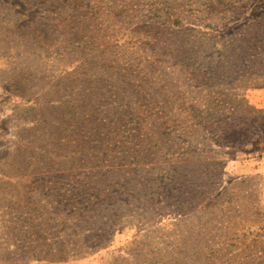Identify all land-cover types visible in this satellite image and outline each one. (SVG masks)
<instances>
[{
    "label": "rangeland",
    "instance_id": "374dc122",
    "mask_svg": "<svg viewBox=\"0 0 264 264\" xmlns=\"http://www.w3.org/2000/svg\"><path fill=\"white\" fill-rule=\"evenodd\" d=\"M72 1L59 3V8L66 6V16L73 13L74 6H69ZM154 2L159 3L161 10L156 17L150 7ZM39 3L41 0H0V264H43L46 261L41 257L48 246L67 242L60 233L62 228H52L62 224L65 208L59 209V220L51 209H38L52 199L66 197L67 189L71 190L70 195L82 197L74 191L80 184L89 188L97 183L109 186V192L104 193L118 190L119 194L106 204L115 205L104 210L112 233L102 246L63 264H167L173 260L169 251L182 236L190 234L202 238V247L207 246L202 254H208L209 247L223 241L220 236L225 234L220 227H226V221L234 215L230 209L237 211L238 206L264 227V0H140L138 11L118 26L125 31L118 37L123 38L127 32L135 36L133 42H127L133 48L134 82L144 86L142 90L134 89L142 95L138 105H142L146 115L142 136L129 133L132 127L126 117L134 113L139 96H122L124 103L120 104L130 101L131 109L124 106L110 116L106 113L104 117L109 121L101 119L100 110L109 105L103 98L90 101V97L82 96L78 104L63 105L57 100L51 105L46 103L48 98L42 96L52 81L47 77L53 76L56 82L60 70L67 68L71 72L81 63V55L75 54L74 59L53 62L55 68L49 65L46 58L59 45L54 41L56 35L49 33L45 45L38 44L42 37H38V45L20 44L22 48L15 49V55L26 54L27 58L22 59L20 66L14 64L11 52L18 36L22 39L25 34L34 35L35 25L47 24L48 18L41 17L48 14L38 8ZM177 18L179 24L173 22ZM53 21L50 18L48 26L67 25ZM31 23L32 30H28ZM20 29L15 40L4 39ZM57 32L62 33L63 29ZM185 42L187 46L182 44ZM161 46L175 55L161 50ZM178 46L184 53L177 54ZM54 58H59L55 52L51 56ZM183 59H188L191 66L180 65ZM14 68L34 74L30 85L22 89L41 97L38 101L22 98L5 81L9 79L5 74L14 73ZM225 74L232 76L227 80ZM71 80L73 76L66 82ZM56 89V94H64L66 99L72 89L87 96L92 94L84 86L57 84ZM165 103H175V118L189 121L171 136L163 135L167 125L161 126L169 117L163 110ZM85 105L88 107L82 109ZM121 111L122 115H115ZM193 123L190 129L186 128ZM83 131L86 138L80 139ZM113 135H117L116 141H127L126 146L102 151V139ZM104 153L116 157L110 171L105 172L107 180L102 177L98 182L93 174H80L82 169L97 171L106 165ZM53 166L55 174L49 173ZM66 169L72 174H65ZM175 172H180L178 178ZM181 188L191 191L187 198L197 199L195 205L206 201V225L190 219L201 216L197 211L186 212L192 206L177 211L183 205L176 197ZM51 217L55 218L54 223L49 222ZM180 219L185 221L179 222ZM80 226L86 227L78 224L72 231L77 232ZM218 248L219 251L211 249L207 262L203 255H197V264L240 262V246ZM41 250L43 253L39 254Z\"/></svg>",
    "mask_w": 264,
    "mask_h": 264
},
{
    "label": "trees",
    "instance_id": "16d2710c",
    "mask_svg": "<svg viewBox=\"0 0 264 264\" xmlns=\"http://www.w3.org/2000/svg\"><path fill=\"white\" fill-rule=\"evenodd\" d=\"M39 1L40 0H36V2ZM60 1L61 0H41L38 8H40L42 11L44 10L48 14L47 17H41V19H48L46 20V25L44 23H41L40 26L35 25L36 28L33 30L34 35L25 34V36L21 39V37L17 35V32L22 31L20 29L10 33V36L13 34L12 38L9 36V34L4 37V39L8 41L15 40V35H17L19 38L18 41H14V49L11 52V56L15 60L14 64L16 63L18 66H20L21 63H24L21 62L22 59L27 58L26 54H21L20 57L15 55L14 50L17 48H22L20 44L24 46H34L38 44L45 45L47 43V36L49 33L51 36L56 35L54 41L59 43V45L54 52L56 55H59V58L51 59V56L54 54V52L50 53L48 55L49 57L46 58V60L49 61V65L55 68L52 65L53 62H61L68 57L74 59L76 57L75 54L81 55V59H79L81 63L77 67H74L71 72L68 71L67 68L60 70L61 76L55 77V79H57L56 82L53 80V76L47 77L49 79L48 81H52L49 82V87L42 96L45 98V100L48 98L46 103L51 105L54 100H57L59 103L67 105L69 103H80L82 96L90 97V101H93V99L95 101V97L103 98L104 101L109 105H103V108H108L105 110H100V114L102 115L101 119H104V121H109L108 117H104L106 113L110 116L112 112L116 110L119 111L123 109L124 106L127 108V110L131 109L129 106L131 104L130 101L127 102L129 104H120V102L124 103L122 96L126 97L127 99L133 97L134 95L139 96L136 100L137 107L133 109L134 113H129L126 115V117L129 120L128 125L132 127V129H128L129 133H138L139 136H142L140 133L143 131L142 129L145 126L146 115L145 111L142 109V105H138L140 96L142 95H139V92L135 93L134 89L142 90L144 89V86L142 85L143 83L137 84V82H134L136 78L134 77V73L136 71L132 69L134 63L131 59L133 56L131 54V50L133 48H130V43L127 42L128 40L129 42H133L135 36H132L130 32H127L123 34V38L118 37L120 33L122 34L125 32L122 31L123 29L118 26L121 24L124 25L126 18L131 17V14H134L138 11L136 8L140 5V0H73L69 3V6H74L73 13H69L67 16L64 15L66 6L64 8L58 7ZM52 2L54 3L51 5ZM150 7L151 12L155 14L154 17H156L161 11L159 9L158 2L151 3ZM167 15L170 16V13H167ZM50 18L54 19L53 23L58 22L59 24H62L63 22H66L67 25L64 26L52 24L51 26H48V23H50ZM59 20L62 23H60ZM173 22L175 24H179V18ZM35 23L36 21H33V24ZM29 29L32 30V23L28 30ZM60 29H63V32L57 34V31ZM8 32L9 31H7V33ZM24 32L25 31H23V33ZM38 37H42V39H40L37 44ZM125 37L127 38L124 40V43L120 45V42ZM147 43L150 45L151 41ZM156 44L161 45L159 42ZM182 44L185 46L188 45L186 42ZM114 48L116 49L113 50ZM161 50H166V53L175 55V52L171 51L168 47L161 46ZM179 53L184 52L181 50V47L178 46L177 54ZM33 55L36 56V53L34 52ZM117 56L119 58H117ZM187 60L185 61V59H183L180 61V65L185 66L186 68H188V66L190 67L191 65H189ZM31 62L33 63L32 60ZM175 64L176 63L174 62L172 65ZM51 67L48 70L49 72H51ZM31 68L32 67L29 65L27 70L30 71ZM35 70L36 69L34 68L33 72H35ZM13 71L14 73L9 72L5 74V78H9L5 81L9 82L11 87L14 88L17 94L21 95L22 98L27 99L28 101H38L41 97H36L35 93H27L26 90L22 89L24 85L25 87L30 85V79L34 77V74H29V72L26 73L25 70H20L19 68H14ZM141 72H143V70H141ZM70 76H73L74 80H71L69 83H67L66 79H68ZM225 76L226 79L229 80L232 75L228 76L225 74ZM95 83L102 85L97 87ZM118 83H120V86H117ZM57 84L67 87L72 86L73 88H80L81 86H84V90L91 89L92 94L87 96L86 94H83V91L76 93L75 89H72L70 95L67 96L66 99L64 94H56L55 89L57 88ZM123 86H126V88L123 89ZM113 97H115V99ZM235 99L237 100L238 98L236 97ZM115 103H118L120 106L117 105V107H115ZM95 105H97V103ZM88 106L85 105V107L82 109H86ZM176 109L177 105L175 103H172L169 106L166 105V103L164 104L163 110L167 112L166 116L169 115V117H167L161 125H167L163 135L165 134L167 136H171L177 131V129L181 127V124H187L189 122L179 121L178 118H175L174 113ZM91 110L93 111V109ZM121 113H123V111L115 112V115L120 116L122 115ZM86 114L91 117L90 111H87ZM64 115L65 114L62 116L65 117ZM202 121L203 120H199V118L197 119L199 124H202ZM193 125H195V123H193L191 126H187L186 128L190 129ZM130 134L128 137H130ZM113 136L114 137L106 136L102 139V151L106 152L113 147H117L118 145L121 147L126 146L127 141H116L115 138L117 135ZM85 138L86 131H83L81 133L80 139ZM135 138L136 137L133 136V139ZM132 148L133 146L130 147V150ZM104 155L106 158L105 160L107 161V163H105L106 165H103L100 168L98 167L97 171H93L92 169L85 171L82 169L80 174H93L97 180L102 177L107 180V178L104 176L105 172L110 171L111 167L113 166L112 160L116 159V157L109 156L105 153ZM132 164L134 165V163ZM55 168L56 167L54 166L51 167L49 173L51 172V174H55ZM72 172L73 171L70 169H66L64 173L72 174ZM76 175H78V173H76ZM179 176L180 172H175V177L178 178ZM99 181L100 180H98V182ZM92 183L94 184L95 181ZM115 186L118 187V184H115ZM65 188L67 187L65 186ZM109 188V186L105 188L104 185H100L99 183L95 184V187L92 188L85 186V184H80L77 185V189L74 191H77L79 194H83L82 197L81 195L74 193L70 195L71 190L67 189V195H65L66 197L60 196V200L52 199L51 202H46L44 207L39 209L37 208L38 211L45 208L51 209V213L54 214V217L60 215V213H58L59 209L65 208V211L62 212V216L66 214V217L62 219V224H60L59 227L53 226L52 228H62L60 233L63 234L68 240L67 242L61 243L53 242L52 246H48L46 248L45 255L41 257L42 261H46L43 264H63L65 262L83 257L85 254H87L88 250L103 245V240H105V238H107V236L112 233L111 229L113 228H111L109 223L105 221L106 215L104 210L107 211L109 206L115 205L110 203L107 206L106 204L113 200L114 195L119 194L117 189L108 193ZM51 190L54 191L52 187ZM60 190L62 191L66 189ZM120 190L121 189H119V191ZM91 191L95 192L96 195L89 193ZM104 191H108L106 192L108 194L104 193ZM190 192V190L187 191L186 189L182 188L177 190L178 195L176 197H179V199H181L183 202L182 207L180 209L177 208V211L182 212L183 209L185 211L188 206H192L186 212L189 214L197 211L201 213V216H199L196 220L192 218L190 219L194 223L204 221V224L206 225V210L209 206L205 200L199 202V205H195L197 203V199L189 201L190 198L187 197L190 195ZM134 194L136 195V193ZM71 199H74L72 205ZM224 203L225 201L222 202V204ZM243 209L244 208H241L240 210V206H238L237 211L234 212L233 208L230 209V212L234 215L226 221V227H220V230H222L223 234H225V237L220 234V237H222L224 243L223 241H220V243H215L214 247H209L207 251L208 254L204 253L203 255L202 251H206L207 246L202 247V238L199 239L198 234H190V236L185 237L182 236L179 244L169 251V254L172 255L173 260L171 262L169 261L167 264H173V262L176 260L178 261L177 264H197L198 258H196V256L199 254L203 255L205 262H207L211 249L217 248V251H219L220 249L218 247H222L223 245L227 247L240 246L241 250L239 251L240 253H238V255L241 257V263L234 262L233 264H264V227L257 225L259 222L252 221V217L248 215V211H244ZM54 217L49 218V222L54 223ZM59 219L60 216L58 217V220ZM75 219H78L77 223H75ZM183 221L185 220H179V222ZM78 224H83L86 227L80 226L77 232L72 231V229ZM204 224H201V226ZM251 235H253V237L248 239V237ZM94 238L95 241H93ZM93 242H95V245H93ZM89 244L92 245L89 247ZM42 253L43 250L39 251V254ZM36 258H38V256ZM230 260L233 261L234 258H231ZM166 262L167 261H164L163 263L159 264H164Z\"/></svg>",
    "mask_w": 264,
    "mask_h": 264
}]
</instances>
